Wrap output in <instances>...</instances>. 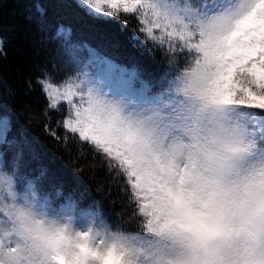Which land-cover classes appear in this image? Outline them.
I'll return each mask as SVG.
<instances>
[{
	"label": "snow or ice",
	"instance_id": "6c2138e0",
	"mask_svg": "<svg viewBox=\"0 0 264 264\" xmlns=\"http://www.w3.org/2000/svg\"><path fill=\"white\" fill-rule=\"evenodd\" d=\"M23 12L47 54L0 75V264H264V0ZM37 128L98 156L125 211Z\"/></svg>",
	"mask_w": 264,
	"mask_h": 264
},
{
	"label": "trees",
	"instance_id": "16d2710c",
	"mask_svg": "<svg viewBox=\"0 0 264 264\" xmlns=\"http://www.w3.org/2000/svg\"><path fill=\"white\" fill-rule=\"evenodd\" d=\"M48 2L54 3L55 0H48ZM31 3L32 0H0V39L3 40L7 50V59L0 57V75L6 74L8 69L15 68L28 57L38 55L43 58L47 54L45 37L35 24L29 22L27 13L23 12ZM13 10H15V15H13ZM9 75L10 82L15 84V74L10 73ZM34 130L45 143L49 153L54 155L61 165L69 170H72V163L79 166V174L83 177L84 183L98 199L104 202L105 208L114 214L125 211L121 207L120 182L114 174L108 172L105 163L98 156L89 151L87 147L80 148L78 152L77 144L72 140L68 143L71 149L70 154L62 151L56 152L49 138L40 135L38 128Z\"/></svg>",
	"mask_w": 264,
	"mask_h": 264
}]
</instances>
